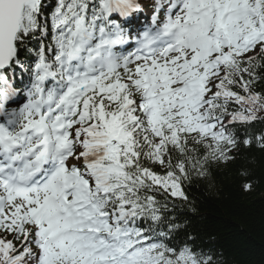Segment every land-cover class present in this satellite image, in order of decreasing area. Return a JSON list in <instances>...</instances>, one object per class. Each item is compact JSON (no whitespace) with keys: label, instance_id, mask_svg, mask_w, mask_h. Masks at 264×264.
<instances>
[{"label":"snow or ice","instance_id":"1","mask_svg":"<svg viewBox=\"0 0 264 264\" xmlns=\"http://www.w3.org/2000/svg\"><path fill=\"white\" fill-rule=\"evenodd\" d=\"M257 121L264 0H0V264H215L176 213Z\"/></svg>","mask_w":264,"mask_h":264},{"label":"trees","instance_id":"2","mask_svg":"<svg viewBox=\"0 0 264 264\" xmlns=\"http://www.w3.org/2000/svg\"><path fill=\"white\" fill-rule=\"evenodd\" d=\"M250 132L264 133V122L257 121ZM185 190L189 199L176 213L178 241L190 237L215 264H264V148L242 145L235 162Z\"/></svg>","mask_w":264,"mask_h":264}]
</instances>
